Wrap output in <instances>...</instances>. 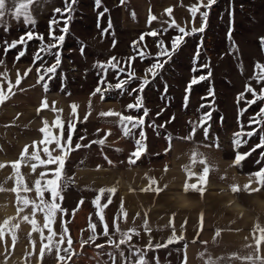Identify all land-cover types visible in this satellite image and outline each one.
Here are the masks:
<instances>
[{"label":"rangeland","instance_id":"1","mask_svg":"<svg viewBox=\"0 0 264 264\" xmlns=\"http://www.w3.org/2000/svg\"><path fill=\"white\" fill-rule=\"evenodd\" d=\"M197 3L198 0H100L97 6L96 0H75V3L67 0L71 8L68 11L66 0H41L31 8L34 25H27L22 17L17 19L6 12L0 21V59L9 64V70L15 69L21 74L31 67L29 73L36 75L38 80L42 73H38L37 68L41 63L45 67L55 64L54 53L59 52L61 63L54 74L45 76L44 82L49 83L53 91L74 92L78 96L84 93L79 96L83 100L89 98L87 93H92L99 81L116 84L119 80H128L129 73H134L124 90H109L104 96L118 99L123 115L140 117L143 116V108L148 109L143 127L133 128L130 136L123 134L117 120L84 121L80 118L72 147L75 149L77 143L88 147L71 151L66 158L65 173L76 163H129V156L135 150V140L141 139V131L146 137L143 143L147 150L137 161L162 160L170 140L189 136L193 126L201 124L203 126L196 127L192 139L213 141L233 159L237 152L250 153L240 165H236L241 171L255 174L264 168V148L252 151L264 137V123H249L264 107V101L249 106L248 101L255 97L246 91V86L251 85L257 94H261L264 87L253 79L254 65L257 62L264 64L261 43L264 38V0H216L211 9L201 8V11L209 12L204 31L186 36L170 59L159 57V42L163 41L170 48L171 39L180 35L171 26L173 19L186 30L201 27L199 14L193 22L189 12V8ZM8 7H12L11 0H8ZM168 8L173 9L171 16L165 11ZM56 9H61V12ZM150 15L157 19L149 23ZM53 20L57 21L51 25L55 35L65 36L63 44L53 48L51 53L41 52L43 62H34L33 55L41 44L51 42L49 30ZM64 27L68 28L67 33L60 31ZM27 31L43 35L44 40L33 39L5 52L8 43L18 40ZM150 31H157L159 35L148 36ZM142 35L143 40L140 39ZM18 50H24L26 54L14 62ZM141 52L145 54L143 58ZM113 57L115 61H112ZM129 57L135 59L129 61ZM158 59L167 63L153 78L147 69ZM108 62L116 63L118 67L107 71L97 67ZM200 76L207 78L186 92L190 81ZM145 77L150 82L143 93L133 91L142 85ZM210 90L214 95L209 94ZM138 96L143 97V108L129 110L127 105L135 103ZM206 113L211 114L210 119L206 118ZM257 119L264 121V116ZM68 121H65V136ZM253 129L257 130L256 134L243 136L247 142L235 148L234 134ZM105 138L104 144L93 143Z\"/></svg>","mask_w":264,"mask_h":264},{"label":"crops","instance_id":"2","mask_svg":"<svg viewBox=\"0 0 264 264\" xmlns=\"http://www.w3.org/2000/svg\"><path fill=\"white\" fill-rule=\"evenodd\" d=\"M9 67L5 63L0 65V73L8 70V78L15 84L17 72L15 69L9 70ZM32 74L24 77V73H21V84L13 88L15 95L0 105V164L5 165L0 168V186L6 189L0 191V223L13 218V223L19 224L15 245L10 235L0 240V264H136L141 254L148 264H208L210 259L219 264H229L228 259H222L228 257L232 258L231 264H250L235 257L242 258L256 249V239L260 235L257 225L264 227V186L256 182L254 173L239 170L232 156L224 154L220 145L217 148L214 146L216 143L210 140L181 138L170 140L162 160L137 161L135 164L104 161L76 163L69 172L64 171L63 200L58 203L66 214L57 213L52 227L59 234L63 223L68 232L59 252L55 248L51 252L45 249L41 256V248L47 241H41L40 234L32 231L29 222L33 218L31 207L18 211L16 193L11 191L16 187L11 163L20 159L26 145L31 146L34 141L43 139L39 131L44 126L43 121L47 120L51 125L58 114L52 111L53 107L62 110L59 114L64 121L73 118L70 108L73 103L78 105L79 119L91 112L88 119L118 120L114 116L103 117L100 113H121V110L116 98L104 97L101 100L99 94L92 96V93H87L89 98L83 100L79 96L84 93L78 96L74 92L45 91L42 84L37 82L36 75ZM4 86L7 88V83ZM45 98L48 108L38 113L37 109ZM53 133L59 134V130L53 128ZM50 148H55V145H50ZM32 151L33 148L29 147V153ZM197 151L202 154L198 158H207L211 166L203 195L196 191L185 193L183 190L187 180L184 167L192 164V157ZM53 154L60 153L55 151ZM41 156L46 158L43 152ZM52 167L55 166H48ZM202 167L195 164L193 170L200 174ZM44 170L38 167L33 172L27 165H22L20 169L29 187L34 185ZM150 178L156 184L150 186ZM188 182L195 183L196 178ZM245 185H250L252 189L259 188V191H245ZM233 186H238L240 190L234 192ZM111 187H115L117 192L112 196V203L103 211L109 229L105 236L103 222L93 201L99 189ZM157 187L163 191L157 193L152 190ZM21 195L39 202L35 191ZM48 195L45 194L46 199ZM107 197L105 193L101 204L107 202ZM121 201L127 212L126 220L120 212ZM24 216H29V221H25ZM118 216L120 219L116 220ZM34 218L41 227L46 223L40 212ZM114 220L121 231L135 229L139 233H130L131 240L120 245L119 249L109 244V240L118 243L121 238L115 230ZM90 224L96 225V238L92 241H89L93 235ZM217 232H220L219 236ZM47 235L49 232L45 229L44 236ZM68 235L72 239L70 252L74 253L70 258V253L64 252V248L68 247ZM173 237L177 242L168 244ZM59 238V235L55 237L57 240ZM161 244L167 247H156ZM259 254H264V242ZM60 256L65 259L60 260Z\"/></svg>","mask_w":264,"mask_h":264},{"label":"snow or ice","instance_id":"3","mask_svg":"<svg viewBox=\"0 0 264 264\" xmlns=\"http://www.w3.org/2000/svg\"><path fill=\"white\" fill-rule=\"evenodd\" d=\"M12 7H8V0H0V21L3 20L5 17L6 12L11 13L15 18H23L24 23L27 25H34L35 20L31 14V8L34 4H38L41 2V0H11ZM72 3H75V0H72ZM216 3V0H207L205 3V0H198L197 4L192 5L189 8V12L192 16L193 22L195 21V18L197 14H199L201 18V27L200 28H191L190 30H186L185 27L180 26L176 23V21L173 19L171 21V26L174 27L180 35H177L171 39V47L164 45L163 41H160L157 47L160 49V51L157 53L159 57H168L171 58V55L175 52V50L184 42L185 37L189 35H193L197 32L202 33L205 29V26L207 24L208 20V11H201V8L205 9H211V7ZM97 6L100 4V0H96ZM66 9L68 11H71L70 6L67 4L66 0ZM55 11L61 12V9H56ZM166 13L171 16L173 9L168 8L165 10ZM157 17L154 15H150L149 17V23L156 20ZM57 21L53 20L50 21V30H49V37L50 41L47 44H41L39 50L34 53L33 55V61L34 62H43L44 57L41 56V52H48L51 53V50L53 48H59L65 39L64 35H55V29L51 27V25L56 24ZM62 33H67L68 28L64 27L60 29ZM148 36L156 37L159 35V32L157 31H150L147 33ZM33 39H37L40 41L44 40V36L41 34L34 33L32 31H27L24 35L20 36L18 40L12 41L7 44L5 48V52L17 49L18 45H26L28 41H31ZM141 40L144 39V36L142 35L140 37ZM262 47H264V38H262ZM81 52L83 53V49H81ZM26 52L24 50H18V54L15 57L14 62H18L21 57L25 56ZM55 55V64L50 66H44L43 63H41L40 67L37 68L38 73H42L38 76V83L45 80V76L47 74H54L56 72L57 66L61 63L60 59V53L56 52ZM199 53H197V56ZM141 58L145 56L143 52L140 53ZM129 61H132L135 59V57H129ZM112 61H115V57L112 58ZM4 60L0 59V65H4ZM167 63V61H161L157 60L155 63H152L150 67L147 69V73L151 74V76L154 78L159 70H162L164 67V64ZM97 67L103 69L104 71H107L108 68L116 69L118 65L116 63L108 62L107 64H98ZM255 68V74L253 76V79L257 82V84L264 85V64H261L257 62L254 65ZM195 70V69H194ZM121 72L124 71L123 68L120 69ZM31 72V67H29L25 73L24 77L28 75V73ZM208 75L210 76L211 73L209 72ZM0 76L3 77V80L0 81V105H3L7 100L11 98V96L15 95V92L13 91V88L18 87L21 84L22 77L20 76V73L17 72V79L15 81V84L8 78L7 73H0ZM134 77V73H129V79L128 80H119L116 84L108 83L106 80H101L98 83V86L95 88V90L92 92V96H96L97 94H100L101 100L104 99V93L113 90V89H119L124 90L126 85L129 83V80ZM206 76H200L199 78H193L188 87L186 88V92H189L191 90V86L194 84L199 83L200 81L206 79ZM51 79V77H49ZM147 77L143 79L142 85L138 89H133V91H137L138 93H143L144 87L149 83ZM5 83H7V88H5ZM42 87L45 91L48 90V84L43 83ZM246 91L250 94H252L255 99L249 100L248 104L249 106L256 104L257 101H264V87L261 89V94H257V91L254 87L251 85L246 86ZM210 95H214V93L210 90ZM243 93L241 94V98L243 97ZM185 100H187V97H185ZM48 108L47 100L46 98L42 100L41 107L37 109V112L39 113L42 109ZM71 108V116L73 117L70 119L67 123V135L65 136V121L61 118V115L59 114L62 112V110H57L55 107L52 108V111L57 112L55 120L50 125L47 120L43 121V127L39 129V131L43 134V139H41L38 142H33L31 146L26 145L21 153V157L19 160L14 161L11 163L12 168L15 172V185L16 187L11 189V191H14L16 193V203L18 206V211H23L25 208L31 207L32 209V216L33 218L29 221V216H24L23 219L25 221H29L32 225V231L38 232L41 237V241L46 240L47 243L43 244V247L41 248V256L44 254V250L47 249L49 252L55 248L58 252L60 250V246L65 243V234L68 232V229L65 224L62 223V231L58 234L52 227V225L55 223L57 213L66 214V210L62 209L60 207V203L58 201L63 200V187H62V181L64 179V168L66 163V158L68 155H70L71 151L77 150L80 147H88V145H81L77 143L75 145V149L72 147V141H73V135L76 131L77 123L79 122L78 117V105L73 103L70 105ZM89 108H91V100H89ZM127 108L129 110L135 109L139 111L141 108H143V97L138 96L135 103H131L127 105ZM243 111H241V115L243 114ZM91 115V112H88L85 117L84 121H87L88 116ZM101 116L103 117H117V123L122 127L123 134L125 136L132 135V129L133 128H142L145 120L144 117L148 116V109L143 108V116L140 117H134L132 115H123L120 112L115 111H107V112H101ZM206 118L210 119L211 114L206 113ZM264 116V107H261L259 109V112L256 114V116L252 117L249 121L250 124H261L264 123L261 119H257V117ZM206 122V120H205ZM128 125H131V128L128 127ZM203 125H195L193 126L192 132L187 137H182L181 139L190 140L195 134L196 127H202ZM163 127V125H161ZM243 127V125H242ZM53 128L59 130V134L53 133ZM100 131V130H98ZM257 130L253 129V131H249L246 133L237 132L234 134L235 139L233 140V144L235 148H239L242 143H246L247 141L243 140V136H253L255 135ZM111 133L109 132L108 135ZM204 134L207 136V129H204ZM141 139L135 140V150L130 154L129 156V163L135 164L137 160L140 159L142 154L146 152L147 145L143 143V140L146 139L145 134L143 131L140 132ZM80 139H84V137H80ZM105 139H100L98 141H93V143H99L104 144ZM55 145V148H50V145ZM43 145L41 148L40 146ZM215 147H219L218 144L214 145ZM29 147L33 148V151L29 153ZM256 148H264V137H261V142L258 143L252 151H255ZM55 151H58L59 155H54L53 153ZM41 152H43L44 157L41 156ZM247 155H250V153L241 154L237 152L234 157L233 163L235 165H240L242 161H244L247 157ZM202 154L198 151L194 154L192 157V164L186 165L184 167V171L187 175V180L184 184V192L187 193L188 191H196L199 192L201 195H203L204 187L207 184V177L209 175V172L211 170V166L209 165V162L207 158L199 159L198 157H201ZM111 163V161H109ZM200 164L202 165V171L200 174H197L193 170V165ZM22 165H27L31 168L33 172L36 171L38 167L44 168L46 170L41 171L39 174V178L34 182V185L32 187H29V185L25 182L24 177L20 171ZM54 165L55 167L48 168V166ZM5 167V165L0 164V168ZM167 171V168L165 169ZM196 178L195 183H189L188 181H191L193 178ZM257 183H259L261 186H264V168L257 171L254 174L253 177ZM156 184L155 180H152L150 178V186ZM167 187V186H165ZM2 186H0V191H5ZM149 189H144V191H147ZM155 192L159 193L163 191V189L157 187L155 189H152ZM232 190L239 191L238 186H233ZM245 191H259V188L252 189L250 185L244 186ZM35 191L38 194L39 202H37L34 199H29L26 195H21V193H28ZM117 192V189L115 187L111 188H101L98 190V195L95 197L93 204L95 208L98 210L97 214L99 216V219L101 222H103V234L105 236L108 235L109 229L108 225L105 221V217L103 214V211L105 208L108 207L109 204L112 203V196L115 195ZM49 194L48 198H45V194ZM105 193L108 194L107 202L104 204H101L102 198H104ZM81 204L83 201L80 202ZM40 212L43 214L46 223L41 227L38 225L37 220L34 218L36 213ZM120 212L122 213V217L126 220L127 219V212L123 209V201H121L120 205ZM139 215V214H137ZM120 217H116V220H119ZM203 218L201 217V220ZM116 220H114V226L115 230L120 233V240L117 243L114 240H109V244L114 245L117 249L120 248V245L128 243V241L131 240L130 233H135L136 235H139V233L135 232V229H130L128 232H123L120 230L119 224L116 223ZM90 228L93 232V235L89 237V241L94 240L95 237V231H96V225L90 224ZM19 229L18 223H13V218L5 219L2 223H0V240H3L6 236H11V239L13 241V245H15V242L17 240V231ZM45 229L48 230L49 235L44 236ZM174 230V229H173ZM257 231H259L260 235L256 239V249L252 254H249L244 257H235L237 259H243L244 261L250 262V264H264V254H259V249L264 242V227H261L260 225H257ZM59 235V239H55ZM217 236L220 235V232L216 233ZM89 241H84V243H88ZM67 248H64V252L70 253L69 258L71 255H74V253L70 252L71 245H72V239L70 235L67 236ZM174 242H177L176 238H170L168 240V244H172ZM35 241H33V244ZM98 247H103L102 245H98ZM149 248L152 247L151 244L148 245ZM156 247H167L166 244L157 245ZM113 255V254H109ZM60 260H64L65 257L60 256ZM222 259H228L229 264H231V257L228 258H222ZM136 264H148L147 260L144 258V256L141 254L139 255ZM208 264H219L218 261L210 259L208 261Z\"/></svg>","mask_w":264,"mask_h":264},{"label":"trees","instance_id":"4","mask_svg":"<svg viewBox=\"0 0 264 264\" xmlns=\"http://www.w3.org/2000/svg\"><path fill=\"white\" fill-rule=\"evenodd\" d=\"M40 83L43 85V83H45V82L41 81ZM47 84H48V90L53 89L49 83H47ZM104 97H106V96H104Z\"/></svg>","mask_w":264,"mask_h":264}]
</instances>
